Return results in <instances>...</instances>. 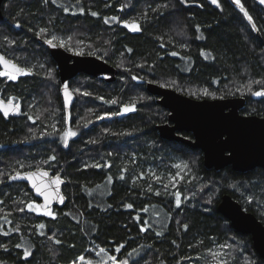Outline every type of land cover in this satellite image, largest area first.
I'll return each mask as SVG.
<instances>
[{
  "label": "trees",
  "instance_id": "16d2710c",
  "mask_svg": "<svg viewBox=\"0 0 264 264\" xmlns=\"http://www.w3.org/2000/svg\"><path fill=\"white\" fill-rule=\"evenodd\" d=\"M219 3L218 8L211 0L3 1L0 53L31 74L16 80L0 77V96L21 109L17 116L0 115V264H71L79 257L96 264L112 255L129 264H213L208 253L227 244L235 248L223 257L225 264H264L250 236L236 233L217 211L221 195L229 194L264 224V170L206 169L199 150L160 139L155 125L166 121L167 111L145 90L150 81L194 99L243 97L241 114L264 116V96L252 94L264 89V12L253 0H240L252 17L249 21L233 0ZM125 22L140 30L124 27ZM76 33L89 44L75 49L105 60L118 75L110 84L83 74L70 81V87L81 81L83 97H75L67 111L69 128L77 135L65 147L58 134L68 113L59 93L54 123L49 109L40 119L32 112L42 88L35 61L46 59L58 76L34 37L55 36L53 42H63L69 51V39ZM132 104L133 112L108 115ZM88 108L92 113L84 112ZM98 112L103 119H96ZM37 125L40 133L35 135ZM192 154L197 155L198 180H171V165ZM37 168L65 181L66 202L52 207V216L28 211L27 204L37 199L25 184L8 182L16 171ZM197 182L216 190L208 199L188 197L187 189ZM176 192L181 193L180 207ZM142 225L146 232H140ZM101 248L107 255H97ZM25 250L30 253L26 259Z\"/></svg>",
  "mask_w": 264,
  "mask_h": 264
},
{
  "label": "water",
  "instance_id": "95a60500",
  "mask_svg": "<svg viewBox=\"0 0 264 264\" xmlns=\"http://www.w3.org/2000/svg\"><path fill=\"white\" fill-rule=\"evenodd\" d=\"M3 1L0 0V19ZM253 1L264 12V3H261V0ZM34 40L47 50L56 65L64 110H68L75 102V95L70 89L69 82L78 75L83 74L106 84L117 79V68L95 55L71 53L54 42L56 47H52L46 42L47 39L39 37H34ZM0 69L3 70V67L0 66ZM65 85L68 86L69 93L67 106L64 103ZM145 90L156 98V104L167 111L166 121L155 125L160 139L199 150L202 154V164L206 169L220 170L228 166L233 171L242 173L255 168L264 170V116L241 114L240 110L245 104L243 97L194 99L150 81L145 83ZM0 103L8 107L7 117L20 113L21 109L15 102L0 97ZM0 115L7 118L2 111ZM183 133H189L190 137ZM43 171H47L49 176L41 180L39 172ZM16 172L9 176L8 182L25 184L39 202L40 209L44 210V196L37 195L31 181L12 180L11 177L16 175ZM19 172L21 175L37 173L34 177L36 182L41 184L46 194L50 196L47 202L48 209L64 205L66 197L62 187L65 181L59 174L42 168ZM56 177L61 180L59 184L54 183ZM49 179L53 181L50 187ZM217 211L236 233L250 236L254 251L264 262V224L229 194L221 195Z\"/></svg>",
  "mask_w": 264,
  "mask_h": 264
},
{
  "label": "rangeland",
  "instance_id": "374dc122",
  "mask_svg": "<svg viewBox=\"0 0 264 264\" xmlns=\"http://www.w3.org/2000/svg\"><path fill=\"white\" fill-rule=\"evenodd\" d=\"M80 34L81 33H79V34L76 33V34H73V37H70L69 42L73 46H71L69 52L79 54L80 52L77 51L76 49H78L80 47H85V45L89 44V43H86L87 40L84 39L83 36ZM54 68L47 63L46 59L41 60V61H39V60L35 61V70L38 71L37 72L38 76L40 77V79L42 81V88H41L40 99L35 98V109L32 110V112L34 113V118L40 119L41 117H43L42 115L45 113V111L47 109H49L48 111H51L50 122H53V123H54L55 114L58 113V109L54 107V103H55L54 98H55V95L57 93H59V95H60V83L58 80V76L57 77L54 76ZM118 68L123 70L122 67H118ZM70 88H71L72 92L74 93V95L77 99L83 97V90H82L83 88H82L81 81H75ZM141 99H142V97H141ZM60 100H61V98H60ZM61 103H62V101H61ZM121 111H122V108H121ZM65 112H67V111H65ZM84 112L85 113H88V112L92 113V109L88 108ZM67 113L68 114H66L64 116L65 123H66L64 128H63L64 130L58 134L59 136H62L63 144H64V131H67V130L72 131L69 128V124H68L69 112H67ZM101 115H103V114L101 112H98L96 119L100 120V119H98V117H100ZM84 118L87 119V117H84ZM41 120H39V121H41ZM80 120L82 121L83 119L80 118ZM35 127H36L35 128V135H36V134H39L40 132L36 133V131H39V129H38L39 127H38V125ZM70 138H72V137L71 136L67 137L68 142H69ZM196 158H197V155L192 154L189 157V160H184L181 164L180 163L179 164L174 163L173 165H171L172 168L171 167L170 168L172 170L173 169L175 170L174 173L172 172L173 174L171 175V180H174V179L179 180V178L188 176L190 178L191 182L197 181L198 179L195 178L196 177V170H197L196 169V166H197V163H196L197 159ZM176 165H180L181 167L178 169L176 167ZM184 165H187V167L185 168ZM199 183L200 182H197L196 185H193L194 187L187 189L186 195L188 197L192 196L194 198L195 197H197V198L200 197L202 199L210 198L212 193L216 190V189H214V186H212V184L207 185L204 183L203 184H199ZM34 204L39 206V202H35ZM48 210L51 212V208H49ZM35 212L44 214V210H41L40 207H39V210L35 211ZM233 248H235L233 245L227 244L224 247L220 246L217 249L210 251V253H208L210 262H212L213 264H214V262H217L219 264H225L226 261H225V258H223V257L228 258L230 255L229 253H231ZM241 259L244 262L250 261L248 257H244V256ZM121 261H124V260H121ZM251 263H253V262H251ZM71 264H88V261L86 259L80 260L78 258L76 261H74ZM96 264H113V261L109 260L106 262H100V263H96Z\"/></svg>",
  "mask_w": 264,
  "mask_h": 264
},
{
  "label": "snow or ice",
  "instance_id": "6c2138e0",
  "mask_svg": "<svg viewBox=\"0 0 264 264\" xmlns=\"http://www.w3.org/2000/svg\"><path fill=\"white\" fill-rule=\"evenodd\" d=\"M51 2L55 4V3H57V0H51ZM181 2L184 3V2H186V0H181ZM233 2L240 8L241 12L244 13V15L248 18V20L249 21H252V17L249 16L248 13L245 11L244 6L240 3V0H233ZM44 3H48V0H44ZM211 3L214 4V5H216L218 8L221 6L220 3H219V0H211ZM261 3H264V0H261ZM61 7H62V5H61ZM165 7H166V5H165ZM65 11H67V9H65ZM80 11H81V13H83V9L82 8L80 9ZM91 15L96 16L97 13L96 12H92ZM105 23H107V20L105 21ZM17 26H19V25H17ZM252 26H253L254 29L256 28V26H255L254 23H253ZM124 27L130 28V30H132V31H139L140 30L139 27L135 23H133V24L130 25L127 22H125L124 23ZM44 31L45 30L43 28L40 29V32L41 33H43ZM54 40H56V37L55 36H53L52 39L47 40L46 42L50 46L56 47V45L53 44V41ZM60 46L63 47L64 46V43L61 42ZM161 46L163 47V45H161ZM171 55L172 56H176L177 53L173 51L171 53ZM0 66L3 67V70L0 71V77H7L9 80H16L17 76H19V75H28V74H31V69H26L24 67H21L17 63L13 62L12 60H9V59L5 58V56H3V55H0ZM132 79L135 80V79H137V77L133 76ZM255 83L260 84L262 82L261 81H256ZM249 91H251V87H249ZM64 94H65V97H66L64 103L67 106L68 103H69V100L67 98L68 95H69V93H68V86L67 85L64 86ZM85 94H87V93H85ZM204 94L205 95L208 94L207 93V90H205V93ZM252 94L254 96H257V97L264 96V90H262V91H255V92H252ZM109 102L110 103H113V104L116 103L115 100H112V101H109ZM16 107L18 108V106H16ZM135 110H136V108H135V105L134 104H132V105H124L122 107V111L116 112V113H112V114H108V115H121L123 113L133 112ZM0 111L3 112V115L5 117H7L9 115V109H8V107H5L3 105V103H0ZM103 118H104L103 116L98 117V119H103ZM29 119H31V117H29ZM52 127H53V129H55V125H52ZM49 134H51V133H49ZM76 135H77V133L74 132V131H70V130L64 131V146L65 147H68L69 146L68 145V139H67V137H69V136L75 137ZM90 142L94 143L95 141H90ZM50 159L51 160H55L56 157L55 156H52V157H50ZM97 166H99V165H97ZM176 167L179 169L181 166L180 165H176ZM184 167L186 168L187 165H184ZM36 175H37V173H27L26 175H21V173L19 171H17L16 172V175L12 176L11 179L12 180L25 179V180L31 181L32 182V187L35 189L37 195L44 196V200H45V204L43 206L44 207V214L45 215H48V216H52L53 214L47 208V202L49 201L50 196L48 194H46V190L42 187V185L41 184H38L36 182V180L34 178ZM39 175H40L41 180H43V178L49 176V174H48L47 171L39 172ZM121 179H123V177H121ZM157 179H159V177H157ZM109 181H111V177H109ZM60 182H61L60 178L59 177H56L54 183L59 184ZM0 183H2V181H0ZM52 183H53V181L51 179H49V181H48L49 187L51 186ZM164 187L167 188L168 186L167 185H164ZM149 190L151 191V188H149ZM156 195H160V193L157 192ZM175 196H176L175 204H176L177 207H180V205H181V199H180L181 193L180 192H176L175 193ZM60 199H61V202H63V197H61ZM2 203H4V201L0 200V204H2ZM109 207H111V205H109ZM127 207L128 208H131L132 205L129 204V205H127ZM27 209H28V211H38L39 210V206L35 205L34 203H28L27 204ZM18 210L20 212H23L24 211V208H20ZM143 211L146 212L147 209H143ZM53 218H55V217H53ZM147 223H148L147 221H144V225H147ZM39 227L42 229L44 227V225L41 224V225H39ZM183 227L185 228V230H187V227L188 226L185 224V225H183ZM146 231H147V228L142 225L140 227V232H146ZM41 234L43 235V233H41ZM4 235H7V233H4ZM157 235H160V233H157ZM48 238L49 239H53L52 236H49ZM55 243H60V241L59 240H56ZM3 247L5 248V250H7L6 245L3 246ZM16 247H19V245H16ZM222 247H224V246L222 245ZM122 248H123V245L118 246L115 249V252L116 253H119ZM133 251H137V250L134 249ZM100 253H104L105 255H107L106 250L103 249V248L100 249V252L97 253V255H100ZM29 255H30V253L27 250H25L24 251V258L26 259ZM127 255L128 256H131L132 255V252H128ZM79 259L80 260H84V257H79ZM109 259L113 261V264H128V262L126 260H124V261L119 260L116 255L110 256ZM88 264H92V261H89Z\"/></svg>",
  "mask_w": 264,
  "mask_h": 264
},
{
  "label": "flooded vegetation",
  "instance_id": "af4514ba",
  "mask_svg": "<svg viewBox=\"0 0 264 264\" xmlns=\"http://www.w3.org/2000/svg\"><path fill=\"white\" fill-rule=\"evenodd\" d=\"M80 75H81V74H80ZM78 76H79V75H78ZM17 77H18V76H17ZM75 78H76V77H75ZM73 79H74V78H73ZM73 79H72V80H73ZM69 86H70V82H69ZM70 89H71V88H70ZM71 91H72V90H71ZM73 94H74V93H73ZM0 97H1V96H0ZM1 98H2V97H1ZM18 106H19V105H18ZM70 108H71V107H70ZM70 108H69V109H70ZM69 109H68V110H65V111H69ZM166 117H167V114H166Z\"/></svg>",
  "mask_w": 264,
  "mask_h": 264
},
{
  "label": "bare ground",
  "instance_id": "6f19581e",
  "mask_svg": "<svg viewBox=\"0 0 264 264\" xmlns=\"http://www.w3.org/2000/svg\"><path fill=\"white\" fill-rule=\"evenodd\" d=\"M57 70V69H56ZM152 96V95H151Z\"/></svg>",
  "mask_w": 264,
  "mask_h": 264
}]
</instances>
